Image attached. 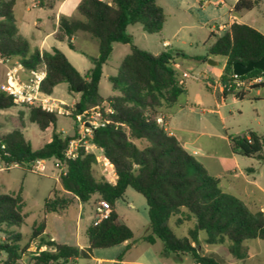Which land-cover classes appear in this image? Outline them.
Returning a JSON list of instances; mask_svg holds the SVG:
<instances>
[{
    "label": "trees",
    "instance_id": "obj_1",
    "mask_svg": "<svg viewBox=\"0 0 264 264\" xmlns=\"http://www.w3.org/2000/svg\"><path fill=\"white\" fill-rule=\"evenodd\" d=\"M262 1L237 0L233 10L237 13L251 11ZM15 2L0 0V56L17 58L25 70L44 65L46 77L41 89L47 95H52L60 83H67L69 91L79 95L71 115L75 118L78 114L92 112L98 116L103 125L93 130L92 143L110 161L116 173L114 183L103 177L96 178L93 167L97 157L84 150L73 160L64 158V151L73 136H63L56 129V112L28 107L31 123L41 131L52 128L50 141L39 149L32 148L20 129L0 135V158L5 163H17L23 168H31V163L37 159L64 163L65 172L60 176L62 191L52 190L44 202L45 215H62L74 200L86 203L93 195L106 201L111 208L108 218L88 227L87 247L51 240L50 234L45 233L46 218L34 225L30 242L38 239L39 250L32 254V264H71L78 259L93 258L95 249H108L131 241L132 230L115 210L116 203L123 200L128 188L146 200L150 233L144 241L152 245L161 241L165 256L189 255L195 264H220L216 258L200 251L201 233L205 234L204 242L208 245L227 244L228 254L237 261L248 256L246 241H264V212L252 211L242 200L224 192L220 180L210 175L196 157L168 133L165 123L157 122L162 109H170L185 92L170 52L154 55L132 45L117 73L108 77L117 94L108 98L99 94L103 67L113 45L131 43L127 28L139 24L147 34L161 32L166 18L157 0H82L76 9L77 18H59L56 40H72L79 32L98 40L99 56L89 57L92 67L84 75L56 47L50 51L31 52L29 42L19 34L16 26ZM68 46L76 49L72 41ZM208 52L209 56L226 58L220 76L223 99L234 96L243 100L253 89L264 88L261 84L239 92L233 84L229 86L233 64H247L264 58V34L257 29L234 20L216 37ZM261 73L255 69L242 78ZM15 106L11 97L0 92V111ZM21 127L24 128L22 123ZM134 140L146 145L140 148ZM230 149L236 155L264 161V135L248 130L230 138ZM23 207L21 191L5 194L0 190V230L2 226H22L26 218ZM174 217H177V227L187 221L194 222L188 236L175 234L170 223ZM2 231L5 238L0 241V254L6 256L2 264H17L29 244L23 249L19 245L20 234ZM42 247L45 249L40 250Z\"/></svg>",
    "mask_w": 264,
    "mask_h": 264
},
{
    "label": "rangeland",
    "instance_id": "obj_2",
    "mask_svg": "<svg viewBox=\"0 0 264 264\" xmlns=\"http://www.w3.org/2000/svg\"><path fill=\"white\" fill-rule=\"evenodd\" d=\"M34 1L26 0L25 3H18L16 16L19 23L20 18L29 23V34H41V37L50 35L54 27V24L46 17V14L50 12L45 8L39 9L32 6ZM217 1L157 0V4L163 8L166 18L161 32L147 34L141 25H130L127 28V34L131 37V43L113 45V51L103 67L99 94L103 98L117 94L108 77L117 73L120 63L130 53L132 45L154 55L170 52L178 78L184 82L185 92L170 109L163 108L158 117H161L163 122L168 119L166 127L188 150L196 152V159L202 163L210 175L220 180V188L224 192L236 196L245 204L248 203V207L252 211H264V161L236 155L230 149V138L248 130L264 135V88L253 89L243 100H238L234 96L222 98L219 91L218 74L225 62V57H210L208 50L216 37L222 34L219 31L214 36L212 34L214 28L229 21V8L234 0H223L225 5ZM231 13L236 15L240 21L264 34V0L251 11ZM76 16H79L77 11ZM38 18L43 19L46 23L36 27L34 22ZM80 33L82 36L89 37L86 39L80 37L73 42L87 55L95 56L98 40L87 33ZM51 38L50 35L49 39ZM164 42H168V45L164 46ZM64 49L70 60L82 73L92 67L89 56L71 52L67 47ZM76 58H79L80 64H77ZM208 60L217 64H209ZM8 63H17V58H10ZM6 69L7 64L0 63V84L4 82ZM21 73L25 74V71H21ZM184 73L188 76L184 77ZM51 97L64 102L65 111L70 112L79 99L78 94L69 91L67 83L57 85ZM28 112L29 108L22 106L0 111V135L21 129L26 140L36 150L50 141L52 128L41 131L36 124L29 121ZM21 123L24 128L21 127ZM74 126L75 120L71 114H58L56 129L62 132L63 136H73ZM134 142L140 148L146 145L145 142L136 140ZM94 152L96 156L102 155L98 150H94ZM262 155H264V151ZM2 165L0 164L1 192L17 194L21 191L24 202L23 213L26 216L24 224L20 227L2 226V229L20 234L19 245L21 248L24 249L29 244V248L25 249L17 264H32L31 256L37 251L39 244L38 239L35 240V243L30 242L33 226L39 224L45 217H47V233L52 236L67 235L71 237V242L76 243L74 240L76 207L70 206L61 216L45 215L43 210L44 202L51 195L52 190L62 191L58 170L55 169V160H46L44 172H36L28 167H14L5 171L1 169ZM93 173L98 179L105 178L98 162L93 167ZM65 196L71 198L68 194ZM97 197V195H93L88 202L83 203L85 216L77 241L86 247L88 239L85 227L91 221V215L94 214L92 208ZM248 198L252 200H246ZM115 209L122 221L132 230L133 239L112 248L95 249L93 258L78 259L72 261L71 264H95L98 259L112 261L120 256L124 261L142 264H195L189 255H163V244L159 240L153 245L144 241V237L150 233V230L147 204L142 195L128 188L123 200L116 203ZM176 219L177 217H174L170 222L175 234L178 237L188 236L194 222L187 221L177 227L175 226ZM2 229L0 230V241L5 238ZM199 238L201 243L199 249L202 254L216 258L220 264H264V241L262 240L246 241L244 244L247 247L248 256L244 260L237 261L228 254L227 244L208 245L204 242V233L199 234ZM5 257L4 254H0V264Z\"/></svg>",
    "mask_w": 264,
    "mask_h": 264
},
{
    "label": "built area",
    "instance_id": "obj_3",
    "mask_svg": "<svg viewBox=\"0 0 264 264\" xmlns=\"http://www.w3.org/2000/svg\"><path fill=\"white\" fill-rule=\"evenodd\" d=\"M226 25H219L214 28L213 32H223L226 30ZM164 46L168 43L164 42ZM9 59L0 56V63L7 64V69L5 72L4 82L0 84V92L11 97L17 106L22 107H39L47 112H56L61 115H70V111H65L64 102L56 100L47 95L41 89V84L46 77L45 66L41 65L37 69L25 70L21 64L14 63L9 64ZM21 71H25L22 74ZM184 77H187L184 75ZM231 86H235L236 91L246 92L252 89L254 86H259L264 84V72L260 75L250 76L242 78V76H237L233 74L231 76ZM180 84H184L183 80L179 81ZM258 89V88H255ZM75 120V132L72 139L68 142L67 147L64 151V158L66 160H73L78 157L81 150L87 153H93L96 155L94 150H97L95 145L92 143L93 130L100 125H103L98 116L92 112H84L83 114H78L74 118ZM158 124H164L161 117L157 118ZM4 149V146H2ZM97 162L101 165L103 175L109 183H114L116 179V173L113 165L110 161L103 155L96 156ZM0 164L2 170H9L14 167H20L17 163H5L0 158ZM32 170L36 172H44L46 170V160L37 159L31 163ZM55 169L58 170V177L65 172V165L60 160H55ZM111 212L109 204L104 200H99L95 206V219L93 225L99 224L102 220L108 218ZM42 247L40 250H44ZM39 249H37L38 251ZM95 264H142L138 262L124 261L123 259H115L112 261H104L101 259L96 260Z\"/></svg>",
    "mask_w": 264,
    "mask_h": 264
},
{
    "label": "crops",
    "instance_id": "obj_4",
    "mask_svg": "<svg viewBox=\"0 0 264 264\" xmlns=\"http://www.w3.org/2000/svg\"><path fill=\"white\" fill-rule=\"evenodd\" d=\"M81 1L82 0H35L34 1V3L32 4V6H36L39 9H44L45 8V9H47L50 12V13H47L46 14V17H47L48 21H50V22H52L54 24V27L52 29V32L50 33V35H51L52 38L49 39L50 35H46L44 37H41V34H38V35L29 34L28 33L29 32V23L27 21H25L23 18H20V23H19V19L16 16V8H17V5H18L19 2L20 3H25L26 0H16L15 7H14V17H15V21H16V26H17V28L19 30V34H21L29 42L31 52H33L34 50H39L40 52H42V51H50L52 48L56 47V48L60 49L65 54V56L68 58V60L71 62V64L79 71V69L76 67V65H74V63L70 60V57L66 53L64 47H67L71 52H74V53L77 52V53H81V54H83L85 56H89L86 53H84L83 51H81L80 49H78L77 46L75 45V43L73 42L77 38L83 37V38L86 39V37H89V36H82L81 33L79 32V33H77L72 38V40H67L65 42H60V41H58V40L55 39V33L57 31V28H58V20H59L60 17L77 18V16H76V9H77V6L79 5V3ZM217 2H219L220 4L225 5V3L223 2V0H218ZM236 2H237V0H234L233 4L229 8L230 9L229 10L230 11L229 12V17H228L229 18V21H227L226 23H222L223 25H226L227 28L229 27V25L234 20L237 21V22H239V23L246 24L245 22L240 21V19H238L236 15H234V14L231 13V12H235L233 10V7H234V5H235ZM241 12H244V11H241ZM241 12H239V13H241ZM45 23H46V21H44L43 19L38 18L37 21L34 22V25H36V27H38V26H43ZM222 24H219V25H222ZM216 33L217 32H213V34H216ZM70 41L73 42V44H74V46L76 48L75 50H72L68 46V44H69ZM74 53H72V55H75ZM98 56H99V52H98V49H97L96 55L95 56H89V57H98ZM210 57H213V56H210ZM76 59H77V61H76L77 64H80V62L78 60L79 58H76ZM17 63H18V61H17ZM225 64H226V58H225V62L223 63V65L221 67V70L219 71V74H218V76H219V91L220 92H222V86L220 85V76L222 75V72H223V69H224ZM177 66H179V65H177ZM90 68L86 69V71H84V73H82L81 71H79V72L82 75H84V74H86V72ZM184 75L188 76L186 73H184ZM164 123H165L166 126H168V119H166L164 121ZM166 129H167V131H168L169 134L174 135L167 127H166ZM182 145H183V147L189 153H191L192 155L196 156V152L195 151H192L191 152L190 150L187 149V147L184 144H182ZM13 194H15V193H13ZM99 200H100L99 197H97V199L95 200L94 206L92 208L94 214L91 215V221L85 227V233H86V235H87V229H88V227L93 223V221L95 219V205H96V203ZM246 200L250 201L252 199L248 198ZM246 205L248 206V203ZM71 206H74L77 209L76 227H75V232H74L75 233L74 240L76 241V243L71 242L70 241L71 240V237H68L67 235H65V236L64 235L63 236H59L58 234H56L54 236L50 235L51 240H53V241H55L57 243H60V244H67V245H71V246H78V247H81V248L82 247H86L84 245L79 244L78 241H77L78 238H79V232L81 231L82 220H83V218L85 216V207H84L83 203H80L77 200H74ZM65 213H66V211H65ZM64 214H62V215H64ZM55 215H57V214H55ZM58 216H61V215H58ZM45 218H47V217H45ZM45 233H47V230L45 231ZM32 243H35V241L32 242ZM125 243H128V242H125Z\"/></svg>",
    "mask_w": 264,
    "mask_h": 264
},
{
    "label": "water",
    "instance_id": "obj_5",
    "mask_svg": "<svg viewBox=\"0 0 264 264\" xmlns=\"http://www.w3.org/2000/svg\"><path fill=\"white\" fill-rule=\"evenodd\" d=\"M208 63L212 65L216 64V62L212 60H208ZM255 69L264 72V58H261L258 61L249 62L247 64L235 63L232 66L233 74L237 76H244Z\"/></svg>",
    "mask_w": 264,
    "mask_h": 264
}]
</instances>
